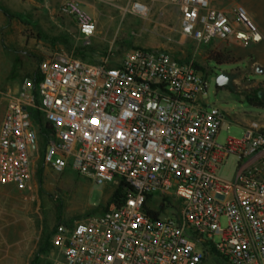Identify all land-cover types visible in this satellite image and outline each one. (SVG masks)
I'll return each mask as SVG.
<instances>
[{
	"label": "built area",
	"instance_id": "1",
	"mask_svg": "<svg viewBox=\"0 0 264 264\" xmlns=\"http://www.w3.org/2000/svg\"><path fill=\"white\" fill-rule=\"evenodd\" d=\"M119 1L128 13L149 12ZM228 1L165 0L179 11L181 33L199 44L264 41L247 8ZM62 11L90 45L95 18L74 1ZM203 71L162 48L131 49L117 66L56 53L39 62L38 85L26 77L0 88V189L33 188L40 123L52 130L44 160L56 173L125 185L120 203L57 225L51 264H205L211 248L228 264H264V126L252 121L242 138L219 144L229 126L204 99ZM231 154L240 163L227 181L217 172Z\"/></svg>",
	"mask_w": 264,
	"mask_h": 264
},
{
	"label": "rangeland",
	"instance_id": "2",
	"mask_svg": "<svg viewBox=\"0 0 264 264\" xmlns=\"http://www.w3.org/2000/svg\"><path fill=\"white\" fill-rule=\"evenodd\" d=\"M68 1L78 3L97 21V32L88 46L80 37L75 17L62 11ZM142 1L150 9L145 16L126 12L119 0H0V88L18 87L26 77L34 83L39 62L56 53H67L89 63H100L109 57L110 65L117 66L131 49L162 48L204 68L208 81L204 99L223 111L229 126L221 128L219 144L228 137L242 138L244 128L252 121L264 126V109L250 105L244 97L259 92L264 99V43L244 47L212 40L199 44L181 33L176 7L165 0ZM259 1L264 6V0L228 3H241L249 15L253 11L260 17ZM217 54L231 57L234 62L219 64L212 59ZM222 70L235 75L234 92L227 87L217 88L216 79ZM38 137L33 188L19 191L8 185L0 189V264H51L56 256L51 238L57 225H71L101 214L116 190L112 183L98 184L70 169L56 173L44 160L46 136L39 130ZM239 163V157L231 154L219 168L218 177L233 180ZM220 222L225 229L226 217ZM215 239L219 242L220 236ZM205 264L228 262L211 253Z\"/></svg>",
	"mask_w": 264,
	"mask_h": 264
},
{
	"label": "trees",
	"instance_id": "3",
	"mask_svg": "<svg viewBox=\"0 0 264 264\" xmlns=\"http://www.w3.org/2000/svg\"><path fill=\"white\" fill-rule=\"evenodd\" d=\"M212 59H214L217 63L219 64H223V63H230V62H234L233 59L231 57H224L222 54H217L215 56L212 57ZM195 67L197 69H201V70H204L203 67H200L198 64L194 63ZM34 83L35 85H38V83L40 82L41 80V76L39 75L38 73V70L35 72L34 74ZM218 89H221V87H217ZM228 88V87H227ZM231 91L234 92L233 89H230ZM245 99L246 101L254 106V107H257V108H263L264 109V99H262L259 95V92H255L253 94H246L245 96ZM37 130L39 131L40 130V133H42L43 135L46 136V139H47V143L50 139V135H51V127L49 124H43L41 123L40 125V129L39 127L37 128ZM47 145V144H46ZM45 151V149H44ZM44 154V153H43ZM124 188H125V185L122 184L120 187H118L112 194V197H111V201L110 203L112 202H115V203H120L122 201V198L124 196ZM109 203V204H110ZM107 209V207H105L104 211ZM210 252L212 254H216V251L214 248H211L210 249Z\"/></svg>",
	"mask_w": 264,
	"mask_h": 264
},
{
	"label": "water",
	"instance_id": "4",
	"mask_svg": "<svg viewBox=\"0 0 264 264\" xmlns=\"http://www.w3.org/2000/svg\"><path fill=\"white\" fill-rule=\"evenodd\" d=\"M259 72H261L262 70L258 67L257 69ZM235 79V75L229 71L226 70H222L220 71V74L217 76L216 79V86L217 87H228L229 89H233L234 88V81Z\"/></svg>",
	"mask_w": 264,
	"mask_h": 264
},
{
	"label": "crops",
	"instance_id": "5",
	"mask_svg": "<svg viewBox=\"0 0 264 264\" xmlns=\"http://www.w3.org/2000/svg\"><path fill=\"white\" fill-rule=\"evenodd\" d=\"M18 3L20 2V1H27V3H30V2H34V0H16ZM137 1H140V2H142V3H145L144 1H142V0H137ZM234 3H238V2H234ZM146 4V3H145ZM241 4V3H240ZM17 8H20V6L18 5V6H16V9ZM257 8H258V10L260 11V17L258 16H256L255 14H254V12L252 11L251 12V19L253 20V21H255L257 24H258V26L260 27V29L262 30V32L264 33V17H263V15H262V11H263V9H264V6H263V2L261 1H259V3H257ZM1 10H0V16H1ZM264 43V41H262V42H260V43H257V44H254V45H260V46H262V44ZM8 87V86H7ZM6 187V186H5ZM3 188V187H2Z\"/></svg>",
	"mask_w": 264,
	"mask_h": 264
},
{
	"label": "bare ground",
	"instance_id": "6",
	"mask_svg": "<svg viewBox=\"0 0 264 264\" xmlns=\"http://www.w3.org/2000/svg\"><path fill=\"white\" fill-rule=\"evenodd\" d=\"M150 9L148 8V11H149Z\"/></svg>",
	"mask_w": 264,
	"mask_h": 264
},
{
	"label": "flooded vegetation",
	"instance_id": "7",
	"mask_svg": "<svg viewBox=\"0 0 264 264\" xmlns=\"http://www.w3.org/2000/svg\"><path fill=\"white\" fill-rule=\"evenodd\" d=\"M234 89V88H233Z\"/></svg>",
	"mask_w": 264,
	"mask_h": 264
}]
</instances>
